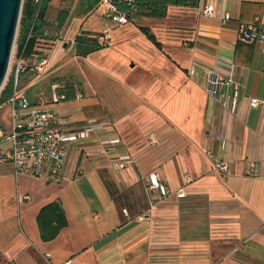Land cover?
Here are the masks:
<instances>
[{"label":"crops","instance_id":"crops-1","mask_svg":"<svg viewBox=\"0 0 264 264\" xmlns=\"http://www.w3.org/2000/svg\"><path fill=\"white\" fill-rule=\"evenodd\" d=\"M61 2H50L37 44L50 64L22 75L19 92L50 102L53 82L74 85L75 98L49 105L55 123L93 129L70 145L61 182L0 158V264H264V41L243 43L237 32L264 26V0L171 5L125 24L94 11L101 2ZM79 33L106 36V46L78 56ZM213 72L239 84L235 111L208 92ZM11 120L8 103L0 128ZM153 172L171 191L160 201L148 188ZM54 200L68 226L44 241L37 216Z\"/></svg>","mask_w":264,"mask_h":264},{"label":"built area","instance_id":"built-area-1","mask_svg":"<svg viewBox=\"0 0 264 264\" xmlns=\"http://www.w3.org/2000/svg\"><path fill=\"white\" fill-rule=\"evenodd\" d=\"M104 15L118 24L128 23L134 14L142 10L137 0H101ZM215 7L207 4L203 7L205 15H213ZM231 18L230 14L224 16V21ZM238 40L243 43L264 41V26L258 21L243 22L238 27ZM107 37H101L105 43ZM48 54L37 55L30 61L31 70L43 73L50 64ZM25 61L17 56L14 50L12 76L14 92L9 102L12 108L11 126L8 129L0 128V143H7L1 152L0 158L13 164L16 173H24L44 181L61 182L64 178V167L70 145L93 128L89 127L83 134L68 132L64 127L57 125L58 114L49 107L52 103L67 100L65 93L59 92L62 86L59 82L51 84L52 96L50 102L41 98L31 102L19 92L20 73L25 67ZM239 84L231 76L219 73L209 74L207 90L210 95L221 100L232 111L236 110L239 100ZM261 101L257 98L251 100V106L256 107ZM115 167H123V161L113 162ZM215 168L226 171L228 166L223 161H216ZM149 191L154 198L160 201L171 194L157 172L149 175ZM29 198L24 196L21 199Z\"/></svg>","mask_w":264,"mask_h":264},{"label":"trees","instance_id":"trees-1","mask_svg":"<svg viewBox=\"0 0 264 264\" xmlns=\"http://www.w3.org/2000/svg\"><path fill=\"white\" fill-rule=\"evenodd\" d=\"M52 0H24L20 17L19 35L17 38V56L22 57L25 61V67L20 73L22 75L31 70L30 61L37 55H44L37 47L40 37H45L44 29L49 26L46 19L47 9ZM142 10L138 13L150 16L162 17L166 15L169 6H198L201 0H137ZM101 0H94V4L100 3ZM65 20L60 22V27ZM143 30L150 39L158 44L155 36L146 27ZM60 35V34H59ZM57 36L60 38V36ZM101 35H93L89 33H79L76 35L73 46L78 56H87L88 54L102 49L106 46L100 41ZM14 80L13 76L5 84L0 92V107L8 104L13 96ZM59 92L65 93L67 99L76 97V89L74 85H63L59 88ZM37 222L41 232V238L44 241L54 239L59 232L68 226V219L63 206L59 200H54L43 206L37 216Z\"/></svg>","mask_w":264,"mask_h":264},{"label":"water","instance_id":"water-1","mask_svg":"<svg viewBox=\"0 0 264 264\" xmlns=\"http://www.w3.org/2000/svg\"><path fill=\"white\" fill-rule=\"evenodd\" d=\"M23 1L0 0V91L9 71Z\"/></svg>","mask_w":264,"mask_h":264},{"label":"rangeland","instance_id":"rangeland-1","mask_svg":"<svg viewBox=\"0 0 264 264\" xmlns=\"http://www.w3.org/2000/svg\"><path fill=\"white\" fill-rule=\"evenodd\" d=\"M63 1L65 2L66 5H69V6H77L78 9H80L81 6H86L88 3H87V0H62V4ZM101 5V4H100ZM94 9V8H93ZM103 10L104 8L101 7L100 9L96 8L94 11H96L98 14H101L103 13ZM107 20L111 21L109 18H107L106 16H104ZM112 22V21H111ZM19 27H20V23H19ZM19 27H18V31H17V35H16V39H15V44H14V48H13V53H12V56H11V61H10V65H9V71L7 73V77L5 79V82L3 84V87L5 86V84L9 81L10 77L12 76V67H13V59H14V50H16L17 48V38H18V35H19ZM20 82V80H19ZM2 87V88H3ZM19 87L22 88L24 87L22 81L19 83ZM2 90V89H1ZM1 92V91H0Z\"/></svg>","mask_w":264,"mask_h":264}]
</instances>
